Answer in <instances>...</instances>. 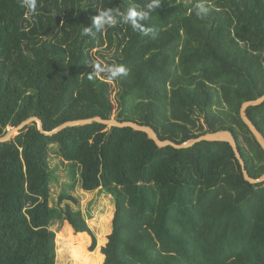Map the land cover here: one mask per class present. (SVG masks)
Here are the masks:
<instances>
[{
  "label": "trees",
  "instance_id": "trees-1",
  "mask_svg": "<svg viewBox=\"0 0 264 264\" xmlns=\"http://www.w3.org/2000/svg\"><path fill=\"white\" fill-rule=\"evenodd\" d=\"M263 94L264 0H0V136L32 116L51 131L114 113L177 143L230 130L259 178L240 108ZM247 112L264 134V104ZM52 158L71 190L113 196L104 264H264V182L244 179L228 142L159 147L101 123L54 136L33 123L0 143V264L69 258L55 221L96 246L81 210L50 204Z\"/></svg>",
  "mask_w": 264,
  "mask_h": 264
},
{
  "label": "rangeland",
  "instance_id": "rangeland-1",
  "mask_svg": "<svg viewBox=\"0 0 264 264\" xmlns=\"http://www.w3.org/2000/svg\"><path fill=\"white\" fill-rule=\"evenodd\" d=\"M115 93L116 89L113 91V97H115ZM116 114L117 113H114L113 117H115ZM51 166L53 168V173L51 174V180L53 179V182H51L50 204L63 208L69 204L73 209L81 210L86 217L90 229L96 237V246L93 250H90L92 237L89 234L85 233L74 235L71 230L65 229V224L63 225L60 224L59 221H55L51 226V229L56 231L59 246L60 244L61 246L63 245V247H65L70 254L69 258L64 255L61 257L58 246L57 252L59 253L60 258L59 263L104 264L105 256L102 253V248L107 244L108 236L112 232V221L115 211L113 196L102 188L95 191H86L79 183H76L73 188L74 190H71L72 188L70 187V184L72 178L68 174L66 166L62 164L59 159L55 158H52ZM63 193H69L76 196L78 198V202L65 199L60 204V196ZM68 242L71 244V248H68ZM79 244H81L82 250L80 255L74 254L78 256L76 260L71 256V252L73 249H77Z\"/></svg>",
  "mask_w": 264,
  "mask_h": 264
},
{
  "label": "water",
  "instance_id": "water-1",
  "mask_svg": "<svg viewBox=\"0 0 264 264\" xmlns=\"http://www.w3.org/2000/svg\"><path fill=\"white\" fill-rule=\"evenodd\" d=\"M262 104H264V94L258 97L257 99L248 100L244 102L240 108V115L244 123L248 126V128L250 129V131L255 136L256 140L258 141V143L264 150V134L260 131L257 125L252 121V119L249 117L248 112H247L250 107L259 106ZM33 123H36L40 132L46 136H54L69 127L89 125L93 123H101L108 127H120V128L130 127L136 131H141V132L146 133L147 136L150 139H152L156 143V145L159 147L172 146L176 149L190 148L204 141L228 142L234 151L236 159L240 163L244 179L251 184H259V183L264 182V173L259 178H254L250 175L247 169L246 162L243 159V156L239 149L237 139L234 133L230 130H219V131H214V132H207L196 138L188 139L182 143H177L170 139L163 140L162 138H160L156 130L150 125L141 124L135 121H121L116 117L104 118L102 116H95L91 118L68 120L60 124L56 128H54L53 130L47 131L44 128L43 120L39 116H32L22 121L20 124L16 126H11L4 135L0 136V143L10 141L15 136L20 134L21 131H23L26 127H28L29 125H32Z\"/></svg>",
  "mask_w": 264,
  "mask_h": 264
}]
</instances>
